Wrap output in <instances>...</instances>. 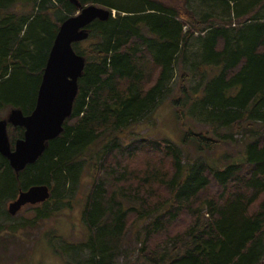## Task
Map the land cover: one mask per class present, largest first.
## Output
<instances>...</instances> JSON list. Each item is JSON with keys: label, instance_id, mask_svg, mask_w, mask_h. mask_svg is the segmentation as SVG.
I'll use <instances>...</instances> for the list:
<instances>
[{"label": "trees", "instance_id": "trees-1", "mask_svg": "<svg viewBox=\"0 0 264 264\" xmlns=\"http://www.w3.org/2000/svg\"><path fill=\"white\" fill-rule=\"evenodd\" d=\"M78 1L111 16L87 27L98 46L73 44L86 66L63 133L19 175L0 154V205L47 185L50 198L21 224L34 227L65 208L89 166L88 238L62 246L73 263H264V0H198L202 15L193 0ZM79 11L70 0H0V114L34 111L57 32ZM177 69V117L205 126L185 140L214 152L245 139L236 162L192 159L169 140L122 141L172 96ZM9 127L14 148L24 129ZM4 218L13 219L7 210Z\"/></svg>", "mask_w": 264, "mask_h": 264}, {"label": "rangeland", "instance_id": "rangeland-1", "mask_svg": "<svg viewBox=\"0 0 264 264\" xmlns=\"http://www.w3.org/2000/svg\"><path fill=\"white\" fill-rule=\"evenodd\" d=\"M163 1L166 4H170L172 0ZM173 2L179 6H183L184 4V0H173ZM192 7L198 15L206 13L207 10V7L200 4L198 0L192 1ZM117 15V12L113 11V16L117 17ZM99 39V37L93 38L91 36L86 41L80 43L85 48H93L98 46ZM189 50V57H192L199 50L198 43L194 42ZM175 77L170 84L172 96L165 99L155 109L152 116L141 120L121 134L122 141L125 144H129L134 139L148 137L160 141L169 140L175 145L182 147L185 155L192 159L203 158L212 161L224 155L225 161L236 162L241 156L240 153L244 151L245 139L238 138V142L224 144L214 152L201 150L193 139L185 140L187 131L198 132L205 129V126L193 120L191 116H187L183 123L179 121L173 104V100L176 98L175 96L178 92L179 69H177ZM191 78H193L191 79L192 83L188 82L189 85L193 86L199 82V77ZM8 110L0 114L1 119L7 118L9 114ZM10 130L11 128L8 127V133ZM227 162L225 163L227 164ZM92 182V171L87 166L80 179L79 186L75 190V194L72 196L68 195L65 208L57 210L56 214L49 219L38 221L34 227L25 228L21 224L28 219L34 218L35 208L38 205L25 206L16 216H12L13 219L10 221H6L4 218V211H8V205L11 201L0 205V264H78V262L73 263L71 255H67L68 252L64 253L62 246L66 242L85 243L88 238L87 231L82 222V210ZM131 240L127 241V245L129 246L128 258H133L136 255L133 252L136 245ZM87 255L88 253L84 252L80 259H84Z\"/></svg>", "mask_w": 264, "mask_h": 264}, {"label": "water", "instance_id": "water-1", "mask_svg": "<svg viewBox=\"0 0 264 264\" xmlns=\"http://www.w3.org/2000/svg\"><path fill=\"white\" fill-rule=\"evenodd\" d=\"M79 13L65 20L55 37L44 68L34 111L25 115L20 109L10 110L6 119H0V154L6 157L16 175L28 165L36 163L47 149L49 141L64 131V122L72 115L79 92V78L83 75L86 60L77 54L74 43L90 37L87 28L95 20L107 21L109 9L92 4L82 6L78 0H70ZM24 128V137L15 141L12 148L8 127ZM51 196L47 185L32 186L20 191L8 205V213L16 216L27 205L46 202ZM264 264V263H262Z\"/></svg>", "mask_w": 264, "mask_h": 264}, {"label": "bare ground", "instance_id": "bare-ground-1", "mask_svg": "<svg viewBox=\"0 0 264 264\" xmlns=\"http://www.w3.org/2000/svg\"><path fill=\"white\" fill-rule=\"evenodd\" d=\"M105 22V21H104Z\"/></svg>", "mask_w": 264, "mask_h": 264}, {"label": "flooded vegetation", "instance_id": "flooded-vegetation-1", "mask_svg": "<svg viewBox=\"0 0 264 264\" xmlns=\"http://www.w3.org/2000/svg\"><path fill=\"white\" fill-rule=\"evenodd\" d=\"M24 129V128H23Z\"/></svg>", "mask_w": 264, "mask_h": 264}]
</instances>
